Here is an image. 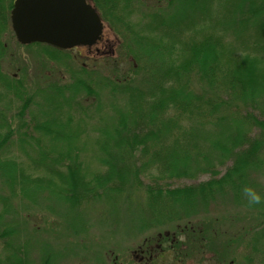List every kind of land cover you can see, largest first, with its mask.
Returning <instances> with one entry per match:
<instances>
[{
  "label": "trees",
  "instance_id": "16d2710c",
  "mask_svg": "<svg viewBox=\"0 0 264 264\" xmlns=\"http://www.w3.org/2000/svg\"><path fill=\"white\" fill-rule=\"evenodd\" d=\"M90 1L105 23L101 42L108 40L111 30L107 9L111 15L113 10L130 14L133 11L131 7L123 10L126 5L122 7V3L127 4L128 0ZM13 3V0H0V35L10 24ZM181 15L169 24L156 16H143L150 22L146 21L134 39L161 33L159 38L168 48L166 54L170 62L163 67L162 60V70L148 76L155 81L147 89L131 86L129 80L118 82L103 78L100 88L125 96L126 107L114 109L115 121L97 128L99 136L88 144L81 142L82 134H88L83 133L84 123L93 116L76 99L83 97L82 93L97 96L89 84L79 79L71 86L49 84L43 89L46 94L42 95L44 103L40 106L35 103V96L19 86L20 80H11L0 71V87L14 89L18 94L15 99L20 102L12 116L7 112L8 106L0 107V179L9 193L0 194V222L6 214L14 213L10 203L19 195L34 200L46 194L73 214L89 199L104 193L122 194L138 186L144 188L148 198L147 217L158 225L162 221L174 223L193 216L198 218L202 211L194 201L200 205L212 197L231 194L235 205L254 213L239 215L241 221L250 225L244 233L247 235L244 247L250 253L245 255L242 264H255L251 254L264 246V194L253 177L254 172L264 166V0H187ZM117 21L124 24L122 18ZM182 31L189 36L184 41L180 40ZM229 37L234 39V45L228 42ZM109 42L112 50L109 54L114 57L113 49L117 44L112 39ZM23 46L40 47L41 53L52 61L57 60L61 52L69 51L39 43ZM5 49L0 40V60ZM104 56L101 52L91 54L96 60ZM132 60L134 70L136 61ZM186 76L197 80L202 87L201 94L190 90L189 81L180 82ZM169 79L176 82L165 83ZM35 106L38 107L36 112L32 110ZM75 107L78 110L74 111L80 112L77 115L73 113ZM101 109L102 105L97 104L91 112L100 115ZM194 115L202 119L201 125L209 124L207 135L204 129L202 133L185 130ZM90 138L88 134L86 140ZM198 140L204 141L203 145ZM14 146L19 152L17 155L11 151ZM88 151L92 155L87 158L88 163L94 160V170L98 172L89 169L78 157ZM192 162L199 167H192ZM228 162L230 165L226 166L224 174L217 176L215 168ZM199 173L213 177L198 185L176 189L167 186L168 181L189 179ZM146 177L148 182L144 184L142 179ZM245 187L261 196L259 204H249ZM179 204L185 208L177 212L173 206ZM189 223L191 221L182 223L170 236H163L167 246L154 253L139 246L132 252L135 262L147 264L148 259L146 262L143 259L145 254L159 259L160 254L167 251L179 262L191 259L190 254L195 252L198 262L215 264L218 252L210 248L205 230L202 226L188 227ZM184 232L190 234L188 241L181 239ZM13 234L12 227L0 228V238L5 239L0 242V264H30L27 257L30 246L24 242L20 247L12 241ZM221 236L219 232L220 241ZM242 240H226L220 242V246L229 248ZM135 252L138 255H134ZM117 258L114 257L113 264H117ZM51 259L49 255L44 256L40 264H48ZM228 264H236V261L231 259Z\"/></svg>",
  "mask_w": 264,
  "mask_h": 264
},
{
  "label": "rangeland",
  "instance_id": "374dc122",
  "mask_svg": "<svg viewBox=\"0 0 264 264\" xmlns=\"http://www.w3.org/2000/svg\"><path fill=\"white\" fill-rule=\"evenodd\" d=\"M186 1L128 0L127 4L122 3V7L126 5L125 8L123 7L124 11L131 7L133 10L131 14L121 10H113L111 15V12L107 9L106 17L109 18L111 27L110 33L108 32L110 34H108V40L112 39L117 46L114 48L116 50L113 49L114 57L110 56L109 53H112V50L108 47L107 51L102 53V55H105L104 58L98 60L91 58V54L95 53L93 49L91 53L78 47L70 49L66 53L61 52L62 54L58 55V59L52 61L46 54L41 53L40 47L27 48L18 44L10 23L6 25L0 35V40L6 47L0 60V71L11 80H20L19 86L35 96V103L40 106L44 103L42 95L46 94L43 89H46L49 84L71 86L78 79L87 85L89 84L97 96L82 93L83 97L76 99L80 105L87 107L93 116L87 123H84L85 131L83 133L90 135V141L86 140L88 134H82L83 141L81 142L88 144L99 136L97 128L99 129L101 126L109 125L112 121H115L114 109L123 110L126 107L125 96L112 93L109 89L100 88L99 85H102L104 79L111 78L118 82L120 79H125L126 81H132L131 86L140 90L147 89L155 81L154 77L151 80L148 76L162 70L160 68L162 60L164 61L163 67L170 62V58L166 54L168 48L163 44V40L161 41L159 38L161 33H154L152 36L142 39H134L135 34L139 35L141 33V27L146 24V21L150 22L143 16H156L158 20L161 19L169 24L182 16V8ZM89 2L92 3L90 0ZM121 18L124 24L117 21ZM180 35H182L180 36L181 41L189 37L188 33H184V31ZM229 41L233 44L234 39L229 37ZM249 41H252V39H249ZM185 57H187L186 53ZM132 59L136 61L134 70L131 69ZM81 67L85 69V73L81 72ZM183 78L180 82L189 81L190 90L197 92L196 94H201L202 87L196 79L193 77L189 79L187 76ZM174 82H176L174 79L173 81L169 79L165 83ZM17 85L12 84L11 86L19 87ZM22 95L23 93L20 96ZM15 97H18V94H15L14 89L5 86L0 87V107L3 105L8 106L10 109L7 112H10L11 116L15 114L13 112L19 109L20 106L19 100H16ZM97 104L102 105L100 115L91 112ZM37 109L36 106L32 108L35 112ZM74 109L78 110V108H73L74 114L80 113L74 111ZM255 114L257 115L258 112H255ZM102 117L104 118L101 120ZM200 121L202 119L198 115H194L192 120L186 123L185 130H191L192 132L196 130L202 133L204 129L207 135L210 132L209 124L203 126ZM254 133H257V131H254ZM198 143L202 144L204 141L198 140ZM11 151L16 155L19 154L16 146L12 147ZM90 155L91 152L89 151L81 152L78 157L84 161V164H88L89 169L94 170V160L90 164L88 163L90 160L87 158H90ZM191 164L192 167H199L194 162ZM229 165L230 162L216 167L217 176L223 175L226 166ZM195 168H192V170ZM260 169L254 172L253 177L264 194V166L262 170ZM94 171L98 172L99 170ZM212 177L213 175L209 173H199L189 179L181 178L168 181L167 186L176 189L198 185L209 181ZM142 181L146 184L148 178H143ZM143 189L136 186L118 195L113 193L101 194L84 202L83 206L77 208V211H74L73 214L67 213L63 204L61 205L46 194L39 195L34 200L21 198L19 195L13 198L10 203V208L14 213H5L6 216L0 222V228L12 227L15 234L11 239L20 247L24 242H27V245L30 246L27 249L30 264H40V259L47 255L52 257V262L50 261L48 264H113L112 260L115 256H118L115 260L117 264H137L132 257V252L137 251L139 246L143 250L150 249L154 253V250L167 246L165 240L162 239L163 236H170V233L177 230V226H183L182 223L189 221L191 223L188 224V227L192 226L198 229V226H202L205 230V237L210 243V248L217 249L218 255L215 264H228L231 259L236 261V264H242L246 260L245 255L250 252L249 249L244 247L247 240V235L244 236V233L250 225H247V221H241L242 217L240 216L243 213L248 215H254V213L248 211L244 206L235 205L231 199V194L221 195L217 198L216 196L212 197L208 202L200 205L197 201H194V205L200 206L202 211L198 218L193 216L190 220L174 223L162 221L156 225L147 217L148 198ZM0 194H9L7 188L1 183V179ZM173 208L179 212L185 206L179 204L173 206ZM73 226L76 228L73 229ZM75 229L79 230L76 232ZM166 231L169 233H166ZM219 232L224 236H221L223 238L221 241ZM189 238L190 234L185 232L181 236V239L185 241H188ZM234 238L243 240L241 243L231 245L229 248L225 245L220 246V242ZM4 240L0 238L1 243ZM193 243L198 242L193 241ZM1 254L2 252H0ZM135 254L137 253L135 252ZM194 255L195 252H192L190 254L191 259L179 262L176 261L172 252L165 251L160 254L159 259L150 258V255L146 254L143 259L144 261L148 259L147 264H202L198 262V257ZM251 255L255 259L253 260L255 264H263L264 246ZM203 264H206V262Z\"/></svg>",
  "mask_w": 264,
  "mask_h": 264
},
{
  "label": "water",
  "instance_id": "95a60500",
  "mask_svg": "<svg viewBox=\"0 0 264 264\" xmlns=\"http://www.w3.org/2000/svg\"><path fill=\"white\" fill-rule=\"evenodd\" d=\"M10 23L20 45L60 50L92 47L103 34L98 12L87 0H13Z\"/></svg>",
  "mask_w": 264,
  "mask_h": 264
},
{
  "label": "flooded vegetation",
  "instance_id": "af4514ba",
  "mask_svg": "<svg viewBox=\"0 0 264 264\" xmlns=\"http://www.w3.org/2000/svg\"><path fill=\"white\" fill-rule=\"evenodd\" d=\"M104 33V32H103ZM102 36H103V34H102ZM101 39V38H100ZM110 46V42H109V40H105L104 39V41L103 42H101V40H99L98 42H97V44L96 45H94V46H92V47H90V48H86V47H79V48H84V49H86V51H89V52H93V50L95 51V53L96 54H98V52H101V53H105L107 50L106 49H108V47ZM76 48H78V47H76ZM93 49V50H92ZM94 53V54H95ZM104 56V55H103Z\"/></svg>",
  "mask_w": 264,
  "mask_h": 264
},
{
  "label": "clouds",
  "instance_id": "9594fccd",
  "mask_svg": "<svg viewBox=\"0 0 264 264\" xmlns=\"http://www.w3.org/2000/svg\"><path fill=\"white\" fill-rule=\"evenodd\" d=\"M245 193L248 195L249 198V204H259L261 201V196L256 193L252 188L245 187L244 189Z\"/></svg>",
  "mask_w": 264,
  "mask_h": 264
}]
</instances>
